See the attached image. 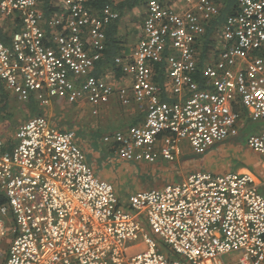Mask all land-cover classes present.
Here are the masks:
<instances>
[{
    "label": "built area",
    "instance_id": "1",
    "mask_svg": "<svg viewBox=\"0 0 264 264\" xmlns=\"http://www.w3.org/2000/svg\"><path fill=\"white\" fill-rule=\"evenodd\" d=\"M44 1L0 0V17L17 27L8 46L0 42V100H31L41 112L18 124L10 147L0 136V264H264V197L251 174L196 172L121 202L75 132L46 114L54 101L89 106L93 116L112 99L134 103L143 121L102 137L118 158L174 162L182 142L204 154L237 136L240 108L264 120V0H236L206 53V28L220 11L213 0H146L137 43L115 59L128 80L117 87L93 70L119 13L60 0L46 20ZM246 144L264 159V130ZM128 240L143 251L126 249Z\"/></svg>",
    "mask_w": 264,
    "mask_h": 264
},
{
    "label": "crops",
    "instance_id": "2",
    "mask_svg": "<svg viewBox=\"0 0 264 264\" xmlns=\"http://www.w3.org/2000/svg\"><path fill=\"white\" fill-rule=\"evenodd\" d=\"M213 1L219 6L220 10H222L226 4L223 0ZM54 5L57 6L59 3H52L54 8L53 14H56L58 9ZM143 6L144 5H141L140 14H142ZM121 20L118 24V47L121 55L127 56L131 49L125 47L124 38L122 36ZM129 27H131L130 24ZM136 41L137 40H134V45ZM125 50H129L128 53H125ZM95 70L96 66L93 70L94 76L107 80L115 87L128 83V80L122 73L119 75L110 69H105L99 74H96ZM4 96H6L8 104L12 96L6 93ZM164 99L167 98L164 96ZM23 104L26 105L27 109L30 111L37 110V104L31 100ZM118 106L123 109V113L119 112ZM88 109L90 113L88 118L75 117L76 114L74 109L68 110L66 102L54 101L49 108L50 112L54 111L50 119L54 124L61 126L63 129H71L73 126H80L81 137L86 138L89 144H94V137H96L95 128L99 130L101 128L105 135V133L107 134L116 130L125 129L128 126L138 125L143 121L145 115L144 110L136 104L131 103V105L127 107H122L116 99H112L110 103L102 106L97 116L91 114L89 106ZM239 111L241 113V119L238 123L239 132L237 136L216 143L208 149L202 154L204 155L202 158L204 163L202 165H198V158L190 156L194 153L185 142L181 143L180 153L174 162L158 161L154 164L128 163L123 160L116 161V159H119L118 156L104 144V147H98L94 150L95 157L106 160V162L103 163L102 174L104 176H106V174H111L114 181L102 179L96 174L95 170H93V172L99 179L110 183L114 187L118 199L121 202H126L131 195L142 191L160 189L166 185L181 183L189 175L196 172H205L212 175L249 173L254 179L258 192L264 197V159L260 154L251 150L246 144V138L249 135L264 130V120H252L245 109L240 108ZM17 126L18 124L13 129L14 133ZM13 137L14 134H11L9 138H3L6 141H11ZM207 164L213 165V167L207 169ZM163 252L170 255L169 250L165 247Z\"/></svg>",
    "mask_w": 264,
    "mask_h": 264
},
{
    "label": "rangeland",
    "instance_id": "3",
    "mask_svg": "<svg viewBox=\"0 0 264 264\" xmlns=\"http://www.w3.org/2000/svg\"><path fill=\"white\" fill-rule=\"evenodd\" d=\"M55 2L60 3V0H54ZM170 1V0H168ZM141 6L138 8H135L132 10V12L125 13L123 16L121 22L122 26V36L124 38V44L125 47L128 49H132L134 46V40H138V35H141V30H140V25H141ZM129 24L131 27H129ZM14 24L13 20L10 18H3L0 17V28L1 30L10 35L13 30H14ZM129 29V30H127ZM219 39V38H218ZM137 43V41L135 42ZM129 50H125V53H128ZM8 115L6 118L1 119L0 118V136L1 137H7L9 138L11 134H14V127H16L17 124L35 116L38 112L36 111H30L27 109V106L24 105L23 103L18 102L15 98H10L8 102ZM68 110H73L75 111L76 116L75 117H80V118H88L90 116L88 106L83 105V104H67ZM76 109H75V108ZM119 112L123 113V109L118 106ZM54 113V111H51L49 109L46 110V114L50 117ZM95 118V117H94ZM70 130L75 132V141L77 145L82 149L87 163L92 166V170H95L96 174H98L102 179H107L108 181H114L113 176L110 174H106L104 176L102 174V168H103V163L106 162V160L100 158V157H95L94 150L97 149L98 147H104V144L102 142V137H103V132L102 129L100 128L96 130V137H94V144H89L86 138L81 137V128L80 126H73ZM103 134V135H102ZM106 134V133H105ZM191 157H196L198 158V165H202L204 161H202V158L204 155H190ZM121 161V159H116V161ZM213 160V159H211ZM213 165L207 164V169H211ZM109 173V172H107ZM9 238L3 242V244H6L8 242ZM137 243H140L139 241H133V240H128L125 244L126 249H133L137 252H141L144 249V245L141 243L139 246H137ZM239 256V253H231L227 254L224 256V261L227 263L235 261L236 258Z\"/></svg>",
    "mask_w": 264,
    "mask_h": 264
},
{
    "label": "trees",
    "instance_id": "4",
    "mask_svg": "<svg viewBox=\"0 0 264 264\" xmlns=\"http://www.w3.org/2000/svg\"><path fill=\"white\" fill-rule=\"evenodd\" d=\"M53 0H45L43 5V12L45 19L48 20L52 15H54V8L52 6ZM146 0H88L86 3L87 8L91 9L93 12H99L104 7H111L119 13V19L109 24L106 28V41H105V50L102 56V59L96 64L95 73L99 74L102 70L110 69L111 71L121 74L120 69L115 65V59L117 57H122L119 52V42H118V24L120 20L123 18L125 13L132 12L135 8H138L141 5H144ZM168 1V0H162ZM236 5V0H232L226 2L224 8L219 11L218 15L211 21L208 28H206V33L204 35V46L203 51L206 53L207 44L210 43V39L215 34L214 30L216 27L222 25L226 18L231 14L232 9ZM16 26V24H14ZM17 27H14V30ZM11 35V34H10ZM10 35L4 33L0 28V42L4 45L10 44ZM203 53V56H205ZM155 69L159 71L158 76L155 78L156 81L160 83H164V74L161 65H156ZM95 74V75H96ZM98 76V75H97ZM196 81H200V77L196 75ZM36 111V110H35ZM41 113L40 111H38ZM37 113V114H39ZM8 115V104L6 96H2L0 100V118L4 119ZM7 146H11V141L7 140ZM166 256L169 254L165 253Z\"/></svg>",
    "mask_w": 264,
    "mask_h": 264
}]
</instances>
